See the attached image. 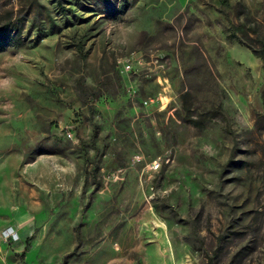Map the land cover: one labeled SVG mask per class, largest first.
Here are the masks:
<instances>
[{"label": "rangeland", "instance_id": "374dc122", "mask_svg": "<svg viewBox=\"0 0 264 264\" xmlns=\"http://www.w3.org/2000/svg\"><path fill=\"white\" fill-rule=\"evenodd\" d=\"M5 25L0 264H264V0H0Z\"/></svg>", "mask_w": 264, "mask_h": 264}, {"label": "trees", "instance_id": "16d2710c", "mask_svg": "<svg viewBox=\"0 0 264 264\" xmlns=\"http://www.w3.org/2000/svg\"><path fill=\"white\" fill-rule=\"evenodd\" d=\"M11 30L12 28L8 25L0 27V40H11ZM13 32H16L14 28ZM77 50L81 51L80 46H77ZM79 90L81 93L85 91L83 85L79 86ZM181 101L186 120L196 129H202L206 123L215 120L219 115L216 111L197 112L192 110L186 95L182 96Z\"/></svg>", "mask_w": 264, "mask_h": 264}, {"label": "built area", "instance_id": "2783aa9c", "mask_svg": "<svg viewBox=\"0 0 264 264\" xmlns=\"http://www.w3.org/2000/svg\"><path fill=\"white\" fill-rule=\"evenodd\" d=\"M153 168H154V169H157V168H158V164H157V165H155Z\"/></svg>", "mask_w": 264, "mask_h": 264}]
</instances>
